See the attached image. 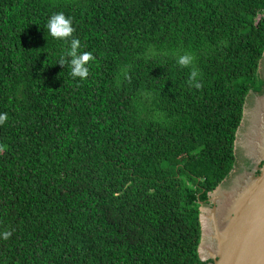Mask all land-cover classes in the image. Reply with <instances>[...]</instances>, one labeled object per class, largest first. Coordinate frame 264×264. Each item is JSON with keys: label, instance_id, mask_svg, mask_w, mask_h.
<instances>
[{"label": "trees", "instance_id": "16d2710c", "mask_svg": "<svg viewBox=\"0 0 264 264\" xmlns=\"http://www.w3.org/2000/svg\"><path fill=\"white\" fill-rule=\"evenodd\" d=\"M59 12L85 80L57 64ZM263 54L264 0H0V264H207L200 204L235 167Z\"/></svg>", "mask_w": 264, "mask_h": 264}, {"label": "water", "instance_id": "95a60500", "mask_svg": "<svg viewBox=\"0 0 264 264\" xmlns=\"http://www.w3.org/2000/svg\"><path fill=\"white\" fill-rule=\"evenodd\" d=\"M259 98H264V94L256 97V99ZM247 100L248 97H246L242 120L236 132L234 153L237 151L238 134L244 121ZM245 157L247 156L245 155ZM247 159L257 164L262 162L259 174L255 176L253 173L245 172L243 175L239 176L242 177L246 175L250 177L252 182L241 196L235 209L230 213L225 230L222 234L218 233L215 221H213L215 231L211 237V241H209L212 246L211 253L204 258L201 255V248L204 242L202 216L206 210L209 211L214 218L216 211L219 209V204L215 200L214 195L220 190L221 185L214 191L208 193L206 204H200L199 222L201 237L198 246V255L202 262H208L207 264H264V155L261 159L252 160L248 157Z\"/></svg>", "mask_w": 264, "mask_h": 264}, {"label": "bare ground", "instance_id": "6f19581e", "mask_svg": "<svg viewBox=\"0 0 264 264\" xmlns=\"http://www.w3.org/2000/svg\"><path fill=\"white\" fill-rule=\"evenodd\" d=\"M243 153L250 159H261L264 155V98L256 99L253 107L246 106L245 117L238 134L237 154ZM248 176L235 179L230 189L219 190L214 198L219 204L214 218L209 211H204V242L201 248L202 257L211 253V237L214 234L213 221L219 234L225 230L230 213L235 209L243 193L251 184Z\"/></svg>", "mask_w": 264, "mask_h": 264}, {"label": "clouds", "instance_id": "9594fccd", "mask_svg": "<svg viewBox=\"0 0 264 264\" xmlns=\"http://www.w3.org/2000/svg\"><path fill=\"white\" fill-rule=\"evenodd\" d=\"M73 20L71 17H67L63 12L55 13L47 20V30L49 35L59 41H62L69 45V49L65 51L61 56L57 64L65 66L70 62L72 65V77L85 80L90 71V62L94 61L93 54L91 52H81V41L79 38L74 37L75 31ZM194 62V57L190 54L182 55L178 58L177 64L181 67H190ZM199 73L195 69L191 72L189 84L196 88L201 85L197 80ZM7 114H0V125H3L7 121ZM4 145H0V150L4 149ZM4 239H8L11 233L4 232Z\"/></svg>", "mask_w": 264, "mask_h": 264}, {"label": "rangeland", "instance_id": "374dc122", "mask_svg": "<svg viewBox=\"0 0 264 264\" xmlns=\"http://www.w3.org/2000/svg\"><path fill=\"white\" fill-rule=\"evenodd\" d=\"M259 76L261 77L262 80H264V57L261 61L260 68H259ZM259 96L258 94L250 92L248 97V100L246 102V106L248 107H253L255 105L256 97ZM236 157V163L233 171L231 172L230 176L221 184L220 190H227L231 187L233 181L243 175L245 172H248V169H244L248 163H251L247 157L241 152L237 154V151L235 153ZM250 161V162H249Z\"/></svg>", "mask_w": 264, "mask_h": 264}, {"label": "flooded vegetation", "instance_id": "af4514ba", "mask_svg": "<svg viewBox=\"0 0 264 264\" xmlns=\"http://www.w3.org/2000/svg\"><path fill=\"white\" fill-rule=\"evenodd\" d=\"M261 166H262V162L260 164L251 162V163H248V165H246L244 169L249 170L247 173H253L255 174V176H257L259 174V169Z\"/></svg>", "mask_w": 264, "mask_h": 264}]
</instances>
